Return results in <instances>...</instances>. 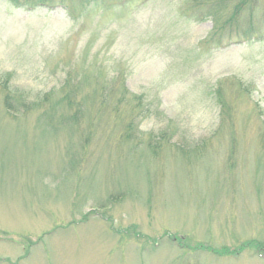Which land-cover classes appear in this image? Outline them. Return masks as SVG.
<instances>
[{"label": "rangeland", "instance_id": "rangeland-1", "mask_svg": "<svg viewBox=\"0 0 264 264\" xmlns=\"http://www.w3.org/2000/svg\"><path fill=\"white\" fill-rule=\"evenodd\" d=\"M191 5L0 0V264H264V37Z\"/></svg>", "mask_w": 264, "mask_h": 264}, {"label": "trees", "instance_id": "trees-1", "mask_svg": "<svg viewBox=\"0 0 264 264\" xmlns=\"http://www.w3.org/2000/svg\"><path fill=\"white\" fill-rule=\"evenodd\" d=\"M88 1H94V0H88ZM189 1L191 4H193V6L191 5L183 11V15L187 19L190 16L191 19L197 22L206 21L209 19L212 22H215V24H218L217 10L219 8H223L229 4H232L233 13L230 16V21H233L236 24V27L240 28V30L242 31L240 35H242V39H243L241 41H237L236 43H241L243 41L261 40L264 37V32L262 31L264 30L263 28L264 20L260 23L259 26H255V27H254V22L252 21V17H253L252 13L255 7H258L259 0H189ZM247 4L249 5L245 9V6ZM245 13H247V15L249 16L245 17L244 16ZM223 28L224 27L215 26V32H214L215 35L218 31L223 30ZM218 43H220V41ZM226 45L229 46L230 44L228 43ZM132 98L133 100H137V101L141 99L140 97L138 98L132 97ZM123 101L124 100H120L118 103H122ZM13 102L14 101L12 97L8 93H6L4 98V107L5 110L9 113L14 112L15 110ZM22 103L25 104L24 100L18 103L15 101V104H18L19 108L24 109L26 112L31 110L29 106H25L26 104L23 105ZM100 105H99L100 108H103L105 106V103L101 102ZM116 106L117 105L114 106V109H116L115 108ZM160 139H163V137L160 136Z\"/></svg>", "mask_w": 264, "mask_h": 264}]
</instances>
